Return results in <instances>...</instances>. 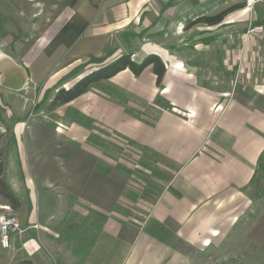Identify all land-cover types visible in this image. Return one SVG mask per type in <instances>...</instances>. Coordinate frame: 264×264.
Masks as SVG:
<instances>
[{
    "label": "crops",
    "instance_id": "obj_1",
    "mask_svg": "<svg viewBox=\"0 0 264 264\" xmlns=\"http://www.w3.org/2000/svg\"><path fill=\"white\" fill-rule=\"evenodd\" d=\"M0 1L29 24L22 39L0 53V134L6 137L10 127L13 137L3 144V175L20 201L17 210L30 208L27 224L19 222L27 227L22 234L33 231L23 241V258L56 264L34 232L46 211L71 201L97 226L81 264H264V173L253 180L264 155V79L234 74L244 55L250 60L263 46L233 44L236 23L257 15L247 7L264 0H240L244 6L220 23L189 28L188 21L235 0ZM200 25L210 33L211 59L232 72L226 91L204 85L198 63L186 57L187 35ZM128 52L136 62L150 53L161 58L160 87L150 66L138 76L124 69L57 108L76 110L157 153L171 169L157 195H127L128 174L112 163L114 153L87 141L85 125L24 117L21 102L10 104L13 96L42 97L89 57L108 54L107 63ZM16 235L10 234L9 248ZM217 256L224 260L213 261Z\"/></svg>",
    "mask_w": 264,
    "mask_h": 264
},
{
    "label": "rangeland",
    "instance_id": "obj_2",
    "mask_svg": "<svg viewBox=\"0 0 264 264\" xmlns=\"http://www.w3.org/2000/svg\"><path fill=\"white\" fill-rule=\"evenodd\" d=\"M238 2H240V0H235V3ZM252 2L246 10L250 13L255 10L257 15H255L256 17L253 19L250 15L248 20L244 19L242 22L236 23L239 26L234 27L233 44L236 47L235 49H237L242 42H246V44L250 42V46L262 45L263 47L254 50V53L250 52L252 56L250 60H247L246 55H244L245 65L240 66L238 64L236 66V73L234 70V74H238L240 70L242 72L244 71V74L249 79L254 78V80H259L264 79V1H256V3L253 4ZM0 13L5 18V24L0 28L1 53L4 50H9V46H12L18 40L22 39L25 35L24 30L29 27V24L17 16L15 10L5 1H0ZM255 26H262V33H248V30ZM209 38V30L205 29L202 25L193 28L187 35L186 42L188 50L186 51V57L189 58L191 62L198 63L200 67L199 74L201 75V80L204 85L212 89L226 91L231 85L233 75L230 70L227 71L223 69V65L220 63L219 58L218 62L211 59V57L214 56V50L205 46ZM258 42H261V44L259 45ZM94 64L96 63L86 64L80 69L79 74L87 73L95 66ZM77 76L69 77L66 81H73ZM42 98L43 97L38 98L31 96L29 101L26 102L13 96L10 100V104L15 108H19L21 102L23 104L21 105L22 112H20L22 116L31 114V116L36 119L50 123H66L71 119H75L74 115L70 112V108H56L54 111H48L47 99H44L42 104H40L38 108H35L36 104L39 103ZM82 120L83 119H81V121ZM92 126L93 129L90 130L92 139L95 142L103 144L107 152L114 153L116 159L113 160L112 163L128 174L130 182L126 192L127 195L140 192L156 194L162 189L167 182L171 169L158 157L145 148L133 145L128 139L123 138L119 134L102 129L94 124H92ZM57 199L59 202H63V198L60 199V197H57ZM0 203V213L12 215L16 217L19 222L27 224V216L30 209L28 206L20 210H12L11 208H2V206L6 204L2 199H0ZM72 205L76 204L69 201L66 205L61 206L60 203L57 205V209L52 210L51 213L46 211L48 215L41 218L42 227L38 229L39 232H34L37 237H40L41 243L44 245L47 252L55 259L56 264H81L84 253L95 240V234L97 232L95 221L91 218L82 217L79 213L80 211L78 212L76 207V210L72 208ZM32 234L33 231L17 234L13 239L11 248L4 249L0 247V264H15L18 259L23 258V253L21 251L23 241ZM232 249L230 247L228 251H234ZM231 251L229 253H231ZM217 257H213L212 260L217 262L224 260L221 256ZM207 264H210L209 261H207Z\"/></svg>",
    "mask_w": 264,
    "mask_h": 264
},
{
    "label": "trees",
    "instance_id": "obj_3",
    "mask_svg": "<svg viewBox=\"0 0 264 264\" xmlns=\"http://www.w3.org/2000/svg\"><path fill=\"white\" fill-rule=\"evenodd\" d=\"M243 6L244 3L239 2L227 8L222 9L221 11L217 12L214 15L198 16L195 19L188 21L184 25V27L189 28L197 23H202L205 25L218 24L223 20L226 14L236 9H239ZM4 24H5V18L0 13V28H2ZM131 55H132L131 52L124 53L107 63H103V62L107 58L108 54H105L104 56L98 58L89 57L86 61L76 65L65 76L59 79L55 85L45 90L42 96L43 97L42 100L36 104L35 108H38V106L42 104L44 99L47 100L49 99L48 111H54L58 106L70 102L74 98L88 91L92 86L98 85L100 81L107 80L110 77L117 74L119 71H122L124 69H128L134 76H138L147 66H150L155 76V85L157 87H160L162 77L165 71V64L161 60V58L157 54L150 53L144 56L139 62H136L131 58ZM88 63H96L99 64V66L85 73L84 75H81L71 86L65 88L63 86L65 81L69 77H74L79 75L80 69L83 68V66H85ZM4 106L5 105L0 101V109L3 108ZM70 112L75 117V119L73 120L85 125L89 130L93 129L92 120L90 118L80 114L78 111L73 109H70ZM26 115H24V117ZM19 119L20 118H16V120ZM81 119H83L82 121L84 122H82ZM0 122H3L1 113H0ZM5 133H7L6 137H4L3 134H0V197L9 206V208H11L12 210H17L20 206V201L10 190L3 175L4 167H5V162L3 158V152H4L3 144L6 140H11L13 138L10 132V127L5 128ZM87 141L99 148L103 146V144L95 142L92 139L91 133L87 137ZM129 142L135 146H140L131 140H129ZM145 149L148 150L147 148ZM150 152L159 158V155L157 153L152 151ZM263 173H264V155L259 158L257 168L253 176L254 182H258L262 177ZM15 264H34V263L30 258L26 257L19 259Z\"/></svg>",
    "mask_w": 264,
    "mask_h": 264
},
{
    "label": "built area",
    "instance_id": "obj_4",
    "mask_svg": "<svg viewBox=\"0 0 264 264\" xmlns=\"http://www.w3.org/2000/svg\"><path fill=\"white\" fill-rule=\"evenodd\" d=\"M262 26H255L248 30V33H262ZM9 206H5L3 209H8ZM30 227L37 228V225L33 224ZM27 227L21 226L18 219L12 215L0 213V247L9 248L11 246L10 234H21L25 232Z\"/></svg>",
    "mask_w": 264,
    "mask_h": 264
},
{
    "label": "water",
    "instance_id": "obj_5",
    "mask_svg": "<svg viewBox=\"0 0 264 264\" xmlns=\"http://www.w3.org/2000/svg\"><path fill=\"white\" fill-rule=\"evenodd\" d=\"M14 89H17V87H14Z\"/></svg>",
    "mask_w": 264,
    "mask_h": 264
}]
</instances>
